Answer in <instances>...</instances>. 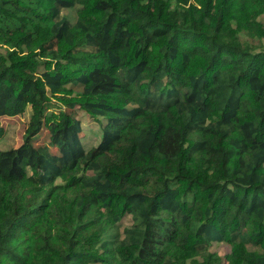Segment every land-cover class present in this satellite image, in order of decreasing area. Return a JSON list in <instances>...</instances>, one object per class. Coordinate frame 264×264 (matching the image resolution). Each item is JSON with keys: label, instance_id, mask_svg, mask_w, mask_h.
<instances>
[{"label": "trees", "instance_id": "obj_1", "mask_svg": "<svg viewBox=\"0 0 264 264\" xmlns=\"http://www.w3.org/2000/svg\"><path fill=\"white\" fill-rule=\"evenodd\" d=\"M0 47V264H264V0H0Z\"/></svg>", "mask_w": 264, "mask_h": 264}, {"label": "rangeland", "instance_id": "obj_2", "mask_svg": "<svg viewBox=\"0 0 264 264\" xmlns=\"http://www.w3.org/2000/svg\"><path fill=\"white\" fill-rule=\"evenodd\" d=\"M66 14L70 17H75L74 10H66ZM1 50H4L5 47H0ZM72 96V94L70 95ZM53 101H58L53 99ZM61 103V104H60ZM52 102L50 104V108L56 113L61 110H66L70 113H73L77 118H79L83 122V133H84V141L87 146L96 145L102 135L101 124L99 121L89 116V114L81 107L76 106L75 108H68L63 102ZM78 105V104H77ZM31 110L30 107L26 109L23 114L15 115V116H2L1 123L4 128V134L0 138V149H8L11 147L19 146L25 137L26 128L28 122L30 120ZM102 118V117H101ZM48 140V131L45 126L42 127L39 134L34 138V144H44ZM130 218H124L120 223L123 224V227L129 224ZM211 250L218 252L224 264H229L230 256L232 254V248L229 243L226 241L221 242H213L211 245Z\"/></svg>", "mask_w": 264, "mask_h": 264}]
</instances>
